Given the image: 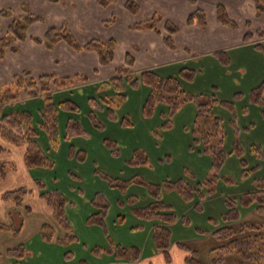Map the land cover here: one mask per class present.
Returning <instances> with one entry per match:
<instances>
[{
	"label": "rangeland",
	"instance_id": "obj_1",
	"mask_svg": "<svg viewBox=\"0 0 264 264\" xmlns=\"http://www.w3.org/2000/svg\"><path fill=\"white\" fill-rule=\"evenodd\" d=\"M51 1L68 3L66 0ZM40 2L22 0L16 2L20 6L15 9L0 0V12H10L2 18L0 27L2 24L8 26L14 18L34 15L41 21L32 24L30 32L37 35L42 27L46 30L55 28L60 21L56 8L53 10L51 5L45 6ZM72 5L78 7L76 3ZM63 24L73 41L81 42V37L72 30L69 22ZM262 44L264 46V41ZM255 48L252 46L244 52H234L231 57L228 54L232 61L229 59L227 65L215 57L214 63L204 58L198 60L201 62L198 65L195 61L187 67L194 70V78L188 83L181 82L184 94L213 96L218 102L211 110L221 121L222 138L214 137L209 143L194 134L197 128L194 102L183 103L175 113L169 112L167 105L159 103L151 117H143L141 108L149 94L145 86L130 87L123 81L119 93L109 84H95L91 77H85V80L79 77L68 87L58 88L51 82L50 100H46L43 93L27 97L22 90L12 91L2 113L30 112L32 128L37 133L35 140L52 166L29 169L31 182L22 164L10 155V163L15 166V170L10 172L18 179L8 183L7 177L0 183V194L21 187L31 189L34 179L42 182L45 191L57 190L68 202L65 207V217L69 222L66 236L73 237L65 239V233L61 234L58 226L57 242H44L39 236L38 240L26 243L23 264H118L117 261H128L118 259V247L129 251L128 257L132 255L133 248L138 249V262L142 264H160L152 258L158 251L154 248L151 234L153 226L160 223L142 220L133 213L153 202L144 185L147 183L161 187L160 201L169 205L175 215V220L166 225L170 231V264H181V257L185 255L176 247L177 244L196 252L201 264H214L210 252L227 243L214 233L228 225L238 229L242 222L254 224L259 228L256 233L264 235V215L257 213L255 204L245 207L240 203L244 194L264 191V97L262 105H255L248 96L251 89L264 81V50L255 51ZM181 68L157 72L162 78L176 77ZM129 75L136 78L140 74L133 70ZM13 81L0 88H10ZM120 94L123 98L119 97ZM235 94L241 96L234 98ZM63 100L76 104L78 111H58L60 143L52 150L45 132L39 127L42 122L40 113L45 105H57ZM223 101L233 103V113L219 105ZM68 120L76 121L84 135L66 138ZM110 142L115 143L116 153L107 147L106 143ZM214 147H219L226 155L217 172H213L212 167L214 156L211 148ZM135 152H142L147 163H131L135 160ZM211 176L214 181L208 182ZM181 180L194 189L187 200L164 188L166 183ZM119 182L130 183L122 189ZM96 194H102L108 206L103 228L87 223L97 212L92 205ZM31 204L23 203L17 212L22 214L25 207L31 211L39 210V202L35 198ZM5 207L0 203V222L9 224L4 212L8 206ZM12 208L15 209L14 206ZM229 209L239 213L238 222H224L223 216ZM43 217L45 215L41 214L39 219ZM34 226L28 231L32 232ZM252 235L243 233L235 238L241 240ZM238 260L231 253L219 264H236ZM259 264H264V260Z\"/></svg>",
	"mask_w": 264,
	"mask_h": 264
},
{
	"label": "trees",
	"instance_id": "obj_2",
	"mask_svg": "<svg viewBox=\"0 0 264 264\" xmlns=\"http://www.w3.org/2000/svg\"><path fill=\"white\" fill-rule=\"evenodd\" d=\"M116 0H98L101 7H105L109 4L115 3ZM256 7L264 12V0H252ZM125 9L131 13L138 12V6L135 0H127L125 4ZM10 12L2 10L0 12V24L2 18L9 15ZM217 18L219 23L224 26L232 28L234 26L233 22L230 21L223 7H218ZM189 23H194L198 21L201 25H205L206 19L202 12L197 11V13L189 16ZM41 21V18L34 15L20 16L19 18H14V20L7 26L6 34L0 38V58L2 57L5 49L12 47L16 42H24L27 38V29L30 25ZM156 19L152 18L148 22L140 23L135 25L133 28L140 29L146 28L149 30L155 29ZM165 29L168 32V36L164 39V42L170 48H173V43L171 41V36L178 32V28L171 24L170 22H165ZM35 42H42L41 39L30 37ZM43 42L47 48L58 44L65 43L71 49L75 51H89L97 55L101 65L106 66L114 59V52L116 49V44L113 40H108L105 43L99 42L97 40L85 43L84 46H79L73 41L68 32L62 28L60 30L55 28H49L45 34ZM255 47L259 48V45ZM13 48V47H12ZM10 48V49H12ZM221 63L227 65L229 61V56L227 53H221L217 55ZM225 58V59H224ZM132 63L131 57L126 59V67L119 68L117 75L108 80L105 85H111L116 91L122 89L123 81H125L130 87L145 86L149 90V94L144 100V104L141 108L143 117H151L153 111L157 104L161 103L167 105L169 112L175 113L178 108L183 103L194 102L196 105L197 115L195 122L197 128L194 134L198 135L201 140L205 143H209L214 137L222 138L221 133V121L217 118L213 112L212 107L214 104H218L217 100L212 97H207L202 94L198 96H191L184 94L181 88V82L188 83L194 78V70L191 68H182L179 70L176 77H165L162 78L156 71H142L140 75L136 78H131L128 74V66ZM53 83L56 87H68L74 84L77 78H62V80H55L52 76L40 77L38 80L30 79L28 74L21 76H16L14 78L13 84L10 88L2 89L0 88V159L2 156L8 154V149L22 150L23 153V163L27 169L33 167H48L50 168L52 164L49 162L46 153L41 151L38 142L35 140L37 135L35 129L32 128V116L30 112L18 111V112H6L2 113L3 106L9 102L12 91H24V95L28 97L33 96L36 93L46 94V100H50L51 96L48 94L50 90V84ZM14 85V87H13ZM264 95V81L259 84L256 88L251 89L248 92L250 101L255 105H262ZM240 94H235L234 98H238ZM119 97L123 98L120 94ZM15 100V99H14ZM222 108L229 110L231 113L234 112L233 103L223 101L219 104ZM73 110L78 111V106L72 103L70 100H63L62 102L55 104H47L41 110L40 116L42 117V122L40 124V129L46 134L47 140H49L50 148L52 150L56 149L60 143L58 137L57 128V113L59 110ZM66 138L74 137L76 135H84L81 127L75 121L68 120L66 125ZM107 147L113 149V153H116L114 149L115 143H106ZM238 146V144H237ZM212 155V167L213 172H217L219 166L223 164L226 159V155L221 151L219 147L211 148ZM134 161L131 163L146 164L147 159L142 152L134 153ZM3 162L0 160V183L6 180L10 171L15 170L13 163ZM214 181L213 177L208 178V182ZM120 183L122 189L126 187L130 182ZM34 184L36 186V192L38 198L46 204L48 209L51 210L52 218L56 224L65 232V239H73L72 235H67L69 230V222L65 217V207L67 206V200L62 197V195L57 191H45L42 182L35 180ZM147 188L148 193L153 198V202L150 203L145 208H138L133 211L135 216H138L142 220H153L160 224L154 225L152 229V239L155 250L163 254V260L166 264H170L171 257L169 254L170 250V231L168 224H171L175 220V215L170 211L171 207L162 201H160V186H155L151 184H144ZM164 188L167 191L176 192L181 198L185 200L191 198L192 189L189 185L185 183L184 180L178 182L166 183ZM35 191H31L26 187H21L17 190H10V192H5L0 195V203L12 204L15 209L9 214V224L0 222V232L6 231L12 235L17 236L23 226V215L17 212V209L21 208L26 197L34 194ZM35 192V193H36ZM241 205L248 207L255 204V210L261 216L264 215V191L257 190L255 192H250L244 194L241 198ZM92 205L96 207L97 212L93 213L88 219V224H95L101 228L104 227L105 216L108 211L107 203L102 194H96L92 200ZM25 213H30L28 207L24 208ZM18 219V221H17ZM225 223H235L239 221V213L235 209H229L228 213L223 216ZM259 228L254 224L244 223L240 224L238 229L233 228L228 225L227 227L217 230L214 235L221 240L227 241L224 246L219 247L216 250L210 252V258L214 264L223 263L226 257L231 253H234L239 260L236 264H248V263H260L264 260V235L256 233ZM40 236L44 242H51L55 237V232L52 227L45 224L40 229ZM243 233H252L253 235L244 239H236L237 235ZM176 247L186 254L184 257L185 264H201L197 259V253L190 251L185 246L177 244ZM131 251L132 255L128 257L127 253L122 248H117L118 259L128 260L124 262H137L140 258V251L133 248ZM6 256L8 257L11 264H23L26 257L25 245H19L7 250ZM122 261V260H121ZM81 264H85L81 262Z\"/></svg>",
	"mask_w": 264,
	"mask_h": 264
},
{
	"label": "crops",
	"instance_id": "obj_3",
	"mask_svg": "<svg viewBox=\"0 0 264 264\" xmlns=\"http://www.w3.org/2000/svg\"><path fill=\"white\" fill-rule=\"evenodd\" d=\"M4 1L13 5L15 9H19L20 6L16 2H22V0ZM135 1L138 6L137 13H131L125 9L127 0H116L115 3L105 7H101L98 0H66L68 2L66 4L41 0L40 3L45 6L49 4L53 7V10L56 8V14L60 21L55 29L60 30L65 27L63 23L67 24L69 22L72 30L81 37V42L77 43L79 46H84L85 43L95 40L102 43L113 40L116 44L114 59L103 66L96 54L89 51H75L63 42L47 48L43 42L47 30L42 27L39 34L36 35L30 32L31 27H33L30 25L27 29L28 39L24 42H16L12 46L13 48L10 47L12 49H5L0 58V87L5 84L10 85L16 76L27 74L30 79L34 80H38L43 76H52L55 80H62L66 77L72 79L83 77L85 80V77H91L92 83L105 84L117 75L119 68L126 67L128 57L132 59V63L127 67L128 74L133 70L140 74L142 71L154 70L157 72V70L170 68H175V70L181 67L187 68L191 62L196 61V65H198L200 62L198 60L204 58L211 59L214 63L218 54L227 53L231 57L234 52H244L252 46L255 47V44L259 45V48L254 49L255 51L264 50L262 44L264 41V12L259 10L252 0ZM139 2L142 4L141 6ZM72 3L78 4V7H74ZM219 6L224 8L227 18L233 22L234 26L232 28L219 23L217 18ZM197 11L204 14L205 25H201L198 21L188 22L187 18L197 13ZM115 15H118V17L115 18ZM152 18L157 21L155 29L133 28L135 25L148 22ZM165 22H170L178 28V32L171 36L173 48H170L164 42V39L168 36ZM9 23L10 21L8 25ZM1 27L0 38L7 32V25L2 24ZM30 37H38L42 42L37 43ZM51 82L54 84L53 80ZM7 153L0 160L3 162L11 161L10 155L17 158L18 164H22L25 174L28 175L31 181L29 169L23 163L22 150L8 149ZM11 172L8 174V183L18 179ZM34 181L35 179L30 190L36 192ZM35 192V196L33 195V198H31L32 195L26 197L25 202L31 204V201L35 198L39 202V210L35 209L30 213L22 212L24 223L19 234L13 236L6 231L0 232V264H11L6 256L7 250L38 240L41 233L40 229L45 224L50 225L56 235L59 227L52 218L51 210L38 198L37 192ZM1 204L8 206L4 212L7 219H9V214L13 211V205ZM41 214L45 217L39 219ZM34 224L32 232H29L28 228ZM59 231L61 234L65 233L60 228ZM57 240L59 239L54 237L51 242H57ZM184 257H181V264H185ZM152 258L157 259L158 262L160 261V264L165 263L162 253L157 252ZM116 263L142 264L138 261L127 263L117 261Z\"/></svg>",
	"mask_w": 264,
	"mask_h": 264
}]
</instances>
